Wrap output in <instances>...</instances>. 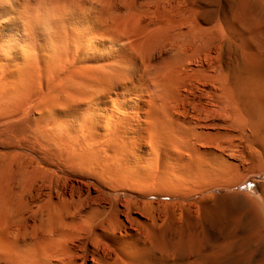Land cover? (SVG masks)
<instances>
[{
  "label": "bare ground",
  "instance_id": "bare-ground-1",
  "mask_svg": "<svg viewBox=\"0 0 264 264\" xmlns=\"http://www.w3.org/2000/svg\"><path fill=\"white\" fill-rule=\"evenodd\" d=\"M22 3L0 0V264H264V198L244 253L219 245L210 262L173 242L170 207L205 217L211 193L242 188L238 143L264 119V1L36 0L50 32ZM123 194L154 200L143 236L117 220Z\"/></svg>",
  "mask_w": 264,
  "mask_h": 264
},
{
  "label": "rangeland",
  "instance_id": "rangeland-1",
  "mask_svg": "<svg viewBox=\"0 0 264 264\" xmlns=\"http://www.w3.org/2000/svg\"><path fill=\"white\" fill-rule=\"evenodd\" d=\"M256 118L257 115L252 116L251 114H249L247 119L252 121L255 120ZM260 124L261 125L259 126L258 131L255 132L251 137L252 140L251 144H248L245 141L238 143V147H237L238 151L241 152L240 154L241 156L243 155L244 161L246 162L245 163L246 170L243 172L245 180L243 181L242 188L238 190L237 189L228 190L222 188L219 189L218 191H214L213 193H211L210 194L212 196L211 197L212 200L210 199L211 210L210 212H208L207 216L203 217L200 215L199 217H196L197 216L196 213L190 214L189 217L187 216V214H182L183 216L180 214L181 215L180 216L179 215L180 209L177 208L178 203L176 201L173 202V200L172 201L155 200V203L152 204V207L154 208H157V206L162 208V205H164L165 207V205L168 204L167 202H169L168 205L172 203L175 204V202L177 203L176 205L172 204L173 206L172 205L170 206L171 208L175 207L172 209L176 211L175 212L176 215L174 216L175 218H173L174 223L172 222L173 225H171L172 227L171 233L173 238H175L173 242L177 241L178 243L179 241V243H181V245L185 249L187 248V250H189V252L191 253H195L198 248V246L196 245L202 243L204 254L208 255L207 258L208 262H210V259L212 260L215 257V247L219 245L231 244L233 250L232 255L240 256V254L244 253L243 251L244 248L243 249L240 248L239 245L241 243V239L247 234L245 232H248L249 228L251 229V223H249L250 226L247 225L248 222H250V211L252 209L250 199L257 200L256 196L264 198V119L260 122ZM128 145L131 146L132 144H128ZM251 151H253L252 154ZM77 182L79 181L76 180L75 182H73L75 186H77L78 184H82L81 182L79 183ZM83 183L88 184L86 182ZM96 188L100 190L98 187L95 188L91 187V189L88 190L86 195L89 194L90 198L91 197L98 198V196L99 197L105 196L108 198L109 195L107 193L100 190L102 192L101 193ZM131 199H134L133 201L136 200L135 202H137L139 206V207L137 206L136 208H138L139 210L138 209L133 210V212L126 211V204ZM149 201L153 202L154 200L143 199L141 197L136 198L131 196V194L122 195V198L120 199V203L118 204V207L116 209L120 211V213L117 216V220L121 221L120 223H122L124 226H127V231H126L127 234H125V232L122 234L119 232L117 234L119 238L122 237L121 243L123 245L129 246L131 245L132 241H134L135 239V238L134 239L131 238L130 241L129 238H123L124 234L126 236L130 235L136 237L138 235L139 236L141 235L139 233H141L142 230L141 236L144 235L143 232L145 233V231L143 229V225L144 224L146 225V223L149 222V218L146 216V213L144 211H145V207H149L148 205L150 203ZM145 202L148 203H146L144 206ZM99 209L102 211H107L109 210V205L108 204L102 205ZM178 216H180L181 220L178 218ZM243 232L245 234L244 236H243ZM251 249L254 248L252 247ZM255 250L256 251H254V254L251 255L252 261L259 260L262 253V249L261 248L259 249V247L256 248ZM125 257L126 256L116 257L115 255H110L109 261H111V263L118 261L119 262L118 264H136L135 262ZM196 257H197L196 253L192 257H188V258L180 256L177 253L174 257V262L176 264H195L194 262ZM85 264H93V261L89 259L88 262H86Z\"/></svg>",
  "mask_w": 264,
  "mask_h": 264
},
{
  "label": "clouds",
  "instance_id": "clouds-1",
  "mask_svg": "<svg viewBox=\"0 0 264 264\" xmlns=\"http://www.w3.org/2000/svg\"><path fill=\"white\" fill-rule=\"evenodd\" d=\"M36 0H23L22 3V12L25 17L26 22L34 23L36 25L42 26L46 31L54 30L53 20L44 17V16H36L32 11V7H34Z\"/></svg>",
  "mask_w": 264,
  "mask_h": 264
}]
</instances>
